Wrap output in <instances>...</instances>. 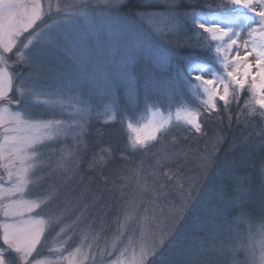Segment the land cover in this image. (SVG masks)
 Instances as JSON below:
<instances>
[{
    "label": "snow or ice",
    "instance_id": "1",
    "mask_svg": "<svg viewBox=\"0 0 264 264\" xmlns=\"http://www.w3.org/2000/svg\"><path fill=\"white\" fill-rule=\"evenodd\" d=\"M70 9L57 4L53 16L41 0H0V264H50L38 258L48 235L89 197L83 209L116 200L113 248L139 225L131 264H264V161L255 230L254 189L244 174L245 156L264 153V0H75ZM100 24L114 33L117 49L107 62L90 46ZM68 28L74 34L61 40ZM69 53L71 65L61 67L60 54ZM209 59L218 67L205 72ZM161 96L169 107L191 105L175 119L187 126V140H204L192 159L181 149L159 150L172 133L171 115L132 122ZM73 101L85 106L82 114L95 113L99 126H89L91 138L81 132L76 155L89 179L70 197L79 170L62 167L55 154L67 131L61 114ZM210 121L218 125L211 137L203 127ZM233 124L243 128L229 140ZM117 125L121 143L113 145L105 131ZM118 153L124 164H116ZM147 156L154 163L142 175ZM137 157L139 166L129 163ZM56 203L60 216L49 212ZM172 250L178 258H169Z\"/></svg>",
    "mask_w": 264,
    "mask_h": 264
},
{
    "label": "trees",
    "instance_id": "2",
    "mask_svg": "<svg viewBox=\"0 0 264 264\" xmlns=\"http://www.w3.org/2000/svg\"><path fill=\"white\" fill-rule=\"evenodd\" d=\"M140 3V0H130V6H134L135 4ZM109 37L107 34H100L97 32H94L92 35V39L90 41V46L96 51L101 59L105 61L106 55L108 56L107 60L109 61L117 52V49L113 46V37L114 35H110ZM123 36V35H122ZM148 40H151V37H147ZM214 56V54H209V57ZM71 59V58H70ZM207 66H210L212 68H217L216 64L212 62L211 59L207 61L205 64ZM187 95L191 97V92H188ZM187 106L190 107L191 105L188 103V100H183L179 104H175L174 106L169 107V99L166 97L161 96L159 98V102L155 105V107H151L149 109H159L162 112H168L171 110H174L175 108H179L180 106ZM85 106L84 105H79L76 104V111L77 113L79 112V109H83ZM221 107H222V102H221ZM233 111L236 109V105H232ZM81 113V112H80ZM148 115V110L147 111H141L140 113L137 114L135 120L132 122L134 124L137 123H143ZM62 118L65 121V124L67 125L66 116L67 113L63 112L61 114ZM258 120V118H257ZM75 123L77 124L76 126L77 129L74 132L73 135V141H68V138L65 139L64 142H60L56 144L57 152L55 154V159L57 161L61 162L62 167H67L70 169H73L74 172L76 170H79V175H76L75 180H71L69 182V195L71 197V193H82L84 191V188L87 186L88 183V177L84 173V168L86 166L81 167L80 162H79V157L76 155L77 148L80 145V141L82 140L81 132H83L84 136H89L90 133V125H96L97 127L99 126L96 123V114L95 113H88L85 114V119L83 121L75 120ZM82 124V127L79 125ZM178 126V127H174ZM205 128V131L208 133L209 137H211L218 127V125L215 122H208L206 125H203ZM225 127H227V122L225 121ZM187 126H184L182 124L178 123H172L170 124L167 129H171L172 133L167 136V140L162 142L159 146V150L161 151V154H163L166 150L169 152H175L177 149H181L185 152V154L188 156L189 159H192L199 150H202L204 147V140L201 139L199 143L187 140L185 138V133L184 129H186ZM242 125H236L233 124L232 129L229 132V140H231L233 137H239L242 132ZM95 129L92 128L91 131H94ZM252 129L244 130L243 135L247 136L249 132H252ZM160 134H158L159 136ZM124 139L126 140L127 137L129 136L127 130L125 129L123 132ZM89 138H91L89 136ZM105 140L108 143H111L113 145H119L121 143L120 139V133H119V128L118 125L115 126V129H108L105 131ZM227 148V145L224 146ZM238 156L239 153H236ZM229 158L233 156L232 152L228 153ZM61 157L63 159L61 160ZM117 161L116 164H124V161L120 159V154H117ZM183 159V157H181ZM144 163L143 166L141 167V174L142 175H147L149 172H151V169L148 167L150 163H154L152 161L151 156H147L143 158ZM264 161V153L261 152H252L251 154H248L245 156V163H244V174L248 176L250 183L253 186L254 189V199L250 201L252 207L254 208L256 212V216L253 218V229L255 230L259 223V194H260V180L257 176V171L260 168L261 162ZM135 163L137 166L141 164V158L137 157L135 158L134 161H129V163ZM167 170V169H165ZM127 173H122L121 175H125ZM83 178V180H82ZM120 183H123V181H120ZM135 185H133L134 187ZM109 187H112L110 184ZM116 196H119V193H116ZM83 203H88L92 205V200L91 198H86L84 201H82L79 205H77L76 208H74L75 211L78 213H81V210L78 209H83ZM108 204L111 206L113 210H106L105 204ZM55 205V204H54ZM116 200L113 198H106V200H101V201H96L95 205L90 207L89 209H83V212L85 211L86 214H88V220L91 221L90 226V231H94L96 234L95 236L99 237L97 241L105 240L109 241L112 237L115 235L116 231V224H115V211L114 209L116 208ZM55 207V206H54ZM160 210L157 209V212ZM137 233L140 234V227L139 225L135 226ZM249 226L247 224L243 225V233L245 237L248 234ZM129 234H133V232H126L125 237H128ZM136 235V234H135ZM137 237H140V235H136ZM134 237V236H133ZM127 239V238H126ZM44 251V249H43ZM43 255V254H42ZM169 258H178V252L176 250H172L167 254ZM245 255L241 252L238 256L237 259L240 261L245 260Z\"/></svg>",
    "mask_w": 264,
    "mask_h": 264
},
{
    "label": "rangeland",
    "instance_id": "3",
    "mask_svg": "<svg viewBox=\"0 0 264 264\" xmlns=\"http://www.w3.org/2000/svg\"><path fill=\"white\" fill-rule=\"evenodd\" d=\"M26 2H31V0H26ZM75 0H41V3L47 7L49 4L53 6V12L51 15L55 16V6L57 4H61L64 10H71L70 5H72ZM39 23V22H38ZM48 23H51L49 20ZM255 26V25H254ZM95 32L100 34H109L114 35L112 31H110L106 26L100 24L96 27ZM73 31L71 28L65 30V32L60 34L61 40L65 35H73ZM27 35V33H25ZM123 34H121L122 36ZM43 39H47V37L41 38V42ZM108 58V56L106 55ZM105 57V62H107V58ZM71 54L68 55L60 54V66L63 67L64 65H71ZM11 63V62H9ZM218 67V65H216ZM215 68L210 66L204 65L205 72H211ZM208 78V77H206ZM181 107V106H180ZM187 107V106H186ZM178 108L168 112H162L159 109H149L148 115L146 120L143 123H146L148 119L152 118L153 113L159 112V114L165 118L171 115V119L169 123L166 125V128L172 123L183 124L182 121H176L175 113ZM63 112L67 113L66 121L68 122L67 125L65 124L67 131L61 137L60 142H64L66 138L68 141H73V135L76 131L77 124L75 120L83 121L85 119V114L80 112L77 113L76 111V103L75 101L72 102L70 106H67ZM186 126V125H184ZM130 135V133H128ZM159 134V133H158ZM55 206V207H54ZM62 205L56 203L55 205L52 204L49 208V212L53 216H60L62 211ZM77 216H82L80 220H76ZM61 219L64 221L63 224H60L56 227L54 231H51L48 235L47 246L42 250L41 255L38 257L40 260L45 262H50V264H56L57 261H60V264H99V262L103 259L105 261H116L120 260L121 264H131V261L134 258V255L138 257L140 251V237L136 235H140L137 231L133 232V234H129L128 237L119 238L116 240V247L113 248V238L112 237L109 241L101 240L97 241L99 237L95 236L96 234L94 231H90L91 221L88 220V214L83 212L78 213L73 209L72 212L67 213L65 216H62ZM75 221V223H73ZM65 225H71L68 231H66L61 236H57V233L60 231L61 227ZM136 234V235H135ZM115 236V235H114ZM134 236V237H133ZM127 238V239H126ZM122 240V243H121ZM131 240V243L129 242ZM2 244V241H0ZM126 249V251H125ZM105 250L112 252L111 256L104 255L101 257V253L105 252ZM121 252H124V255H121ZM258 253V250H257ZM43 254V255H42Z\"/></svg>",
    "mask_w": 264,
    "mask_h": 264
},
{
    "label": "bare ground",
    "instance_id": "4",
    "mask_svg": "<svg viewBox=\"0 0 264 264\" xmlns=\"http://www.w3.org/2000/svg\"><path fill=\"white\" fill-rule=\"evenodd\" d=\"M251 59V58H250Z\"/></svg>",
    "mask_w": 264,
    "mask_h": 264
}]
</instances>
